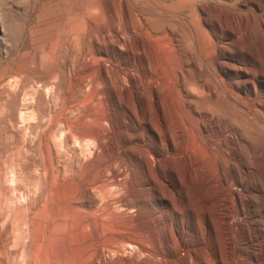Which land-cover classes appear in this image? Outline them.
<instances>
[{"label":"rangeland","instance_id":"1","mask_svg":"<svg viewBox=\"0 0 264 264\" xmlns=\"http://www.w3.org/2000/svg\"><path fill=\"white\" fill-rule=\"evenodd\" d=\"M168 6V0H0V264H241L239 255L264 264V38L254 32L249 52L224 41L216 60L256 109L245 118L239 103L234 129L228 120L214 125L219 153L230 140L220 128L239 138L229 141L239 147L226 165L240 193L230 212L247 209L233 227L234 247L220 213L226 193L214 182L222 174L218 161H201L204 174L191 171L196 165L184 162L179 137L172 145L168 135L196 121L171 73ZM229 8L220 10V26L206 24L231 41ZM80 130L94 136L80 137ZM194 140L189 135L188 145ZM112 163L122 186L103 192L96 183L103 173L114 180L103 170ZM90 184L94 198L82 200ZM72 194L81 200L70 202ZM123 197L134 204L124 219H136L143 239L151 241L156 222L155 237L171 245L166 258L143 255L138 245L100 252L111 237L102 236L96 212L107 208L121 219ZM73 205L76 215H91L90 232L60 229Z\"/></svg>","mask_w":264,"mask_h":264},{"label":"bare ground","instance_id":"2","mask_svg":"<svg viewBox=\"0 0 264 264\" xmlns=\"http://www.w3.org/2000/svg\"><path fill=\"white\" fill-rule=\"evenodd\" d=\"M168 1L173 43L171 73L175 82L176 90L188 94L187 105L189 115H192L196 121L199 120L198 122H190L189 120L183 121L175 133L169 128L168 135H170L172 145L174 142V135L176 134L179 137V143L181 145L180 153L185 160L183 161L186 163L191 162L196 165V168L191 169V171L202 173V162L204 164L205 159L208 161H218V166L222 169V174L220 173L221 177L218 180L215 179L216 181L214 182L216 183L218 191L226 193L225 196L222 197L221 212H219L226 221L225 225L228 226L226 236L229 244L235 247L236 245L233 243V239L236 232L233 227L238 218L241 216L244 218L246 217L247 209L244 207L242 209L243 213L238 214H231L230 212L231 205L233 203L235 204L236 198L240 193L234 189L237 184L236 178L233 171L226 169V165L229 163L230 159L236 160L235 152L239 147L238 145L237 147L233 146L229 141H238L239 138L236 133L230 131V129L223 127L220 128V134L227 135L230 140L226 142L224 152L219 153L218 143L213 140V133L214 125L219 124L222 120H228L231 129H234L238 120L237 104L248 103L250 97L248 95L242 96L243 94L238 90L240 87L239 85H236V83H234L235 88H232V84H229L223 74L218 71L216 60L219 57V51L223 49L222 43H224V41L227 42L229 46L233 47L238 44L242 51L249 52L254 32H260L264 38V2L258 0L255 2V5L248 4L246 8H241L239 7V2L241 0ZM223 5L230 7L228 9L230 12L228 19L231 24L229 32L235 37V39L231 41L223 35V32H211L206 24L207 22L219 26L222 24L220 21L222 12L220 10L223 8ZM224 46L225 44H223V47ZM224 63H220V65H223ZM205 69L211 73L209 78L204 74ZM256 75H258V73ZM254 86L256 92H259L256 83H254ZM222 91L224 92V96ZM223 106H225V111L222 110ZM255 111L256 109L250 104H245L244 110H242L241 113L245 118H250L251 112ZM216 119L217 121H215ZM81 135L84 137L94 136V134L84 133V131L80 134V137ZM189 135H193V137L195 136L194 144L192 146H190L191 142L190 145H188ZM249 168L252 169L253 167L249 166ZM103 170H109L115 174V177L114 180L111 181L108 179L109 177L107 178L105 173H103L101 179L96 183L101 191H110L112 185L119 188L122 186V184L118 182V171L114 168V163L103 166ZM95 185H88V188L80 196L83 198L82 200H93L94 195L92 189L95 188ZM78 196L79 195L75 194L70 195L69 201L75 204L76 201L81 200ZM143 197L145 198V196ZM146 200L150 201V198H146ZM120 201L122 206H124L121 219H113L111 211L107 208L98 209L96 212L101 217L102 236H104V238L105 236L111 237L110 241L102 244L100 252L104 253L106 248H111L114 251L119 252L128 248V246L138 245L141 254L143 255L147 254L154 260H157L160 255L166 258L167 250L170 249L171 245L167 242H162V240L155 237L154 231L156 230V222L154 220L151 221V231L148 233L151 236V241L143 239L140 236V233H137L134 230L133 223L136 222V219H134L135 221L124 219V216L129 214L132 205H134L132 200L123 197ZM78 211L79 209L77 205H73L69 211L67 210V212H65L66 214L62 215L59 220V227L61 230L71 227L72 229L75 228L82 232L91 231L93 225L91 215L85 214L84 216H78L76 215V212ZM69 215L72 217V221L70 222L67 218ZM140 256V253L137 254L138 258ZM237 262L241 264H249L245 262L244 255L237 256Z\"/></svg>","mask_w":264,"mask_h":264}]
</instances>
